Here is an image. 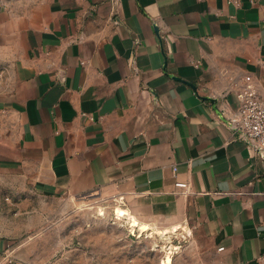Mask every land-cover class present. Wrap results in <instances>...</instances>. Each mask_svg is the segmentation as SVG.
Segmentation results:
<instances>
[{"label": "crops", "instance_id": "1", "mask_svg": "<svg viewBox=\"0 0 264 264\" xmlns=\"http://www.w3.org/2000/svg\"><path fill=\"white\" fill-rule=\"evenodd\" d=\"M247 76L264 96V0H0V264H33L35 198L192 222L222 264H264V158L229 126Z\"/></svg>", "mask_w": 264, "mask_h": 264}, {"label": "rangeland", "instance_id": "2", "mask_svg": "<svg viewBox=\"0 0 264 264\" xmlns=\"http://www.w3.org/2000/svg\"><path fill=\"white\" fill-rule=\"evenodd\" d=\"M40 203L35 198L33 226L18 239L30 263L222 264L192 222L173 232V227L141 223L127 206L112 200L50 198Z\"/></svg>", "mask_w": 264, "mask_h": 264}, {"label": "built area", "instance_id": "3", "mask_svg": "<svg viewBox=\"0 0 264 264\" xmlns=\"http://www.w3.org/2000/svg\"><path fill=\"white\" fill-rule=\"evenodd\" d=\"M245 85L238 93V110L229 120L233 136L253 148L264 158V96L259 93L251 76L245 77ZM177 169H174L176 174ZM187 188V184L178 183Z\"/></svg>", "mask_w": 264, "mask_h": 264}, {"label": "water", "instance_id": "4", "mask_svg": "<svg viewBox=\"0 0 264 264\" xmlns=\"http://www.w3.org/2000/svg\"><path fill=\"white\" fill-rule=\"evenodd\" d=\"M171 77H173L174 79H176V80H178V81H180V82H183V83H185V84H187V85L193 87V88L196 90V87H195L193 84L187 83V82H185V81H183V80H181V79L176 78L175 76H171ZM204 100H206V101H212V100L209 99V98H204Z\"/></svg>", "mask_w": 264, "mask_h": 264}, {"label": "bare ground", "instance_id": "5", "mask_svg": "<svg viewBox=\"0 0 264 264\" xmlns=\"http://www.w3.org/2000/svg\"><path fill=\"white\" fill-rule=\"evenodd\" d=\"M172 229H173V232H178V230H179L176 226H174ZM141 231L144 232V229H141ZM162 233H163V235L167 234V230H164Z\"/></svg>", "mask_w": 264, "mask_h": 264}]
</instances>
